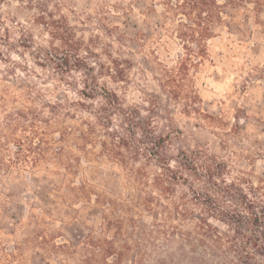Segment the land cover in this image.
<instances>
[{"label":"rangeland","instance_id":"rangeland-1","mask_svg":"<svg viewBox=\"0 0 264 264\" xmlns=\"http://www.w3.org/2000/svg\"><path fill=\"white\" fill-rule=\"evenodd\" d=\"M163 3L0 0V118L38 111L53 125L38 128L64 154L36 164L30 154L17 160L12 143L4 152L0 264H264L250 213L174 166L217 159L223 180L264 212V9H225L176 100L163 85L185 53L182 16ZM115 64L124 78H114ZM112 93L150 119L147 137L129 134ZM156 140L160 157L150 154Z\"/></svg>","mask_w":264,"mask_h":264},{"label":"trees","instance_id":"trees-1","mask_svg":"<svg viewBox=\"0 0 264 264\" xmlns=\"http://www.w3.org/2000/svg\"><path fill=\"white\" fill-rule=\"evenodd\" d=\"M163 4L175 11L178 16H182L179 23L180 31L178 36L183 42L185 53L175 69L165 72L166 80L163 85L165 90L170 89L168 93L172 99L176 100H178L183 91L182 83L189 76L190 67L196 68L208 56L209 41L216 37L217 29L225 23V9L227 7L236 9L249 5L253 6L257 12H261L264 9V0H175V2L173 0H164ZM112 72H114V78H124L123 71L118 64H115ZM108 101L113 104L118 114L124 118V124L129 134L132 136H136L137 134L148 136V131L152 128L149 118L142 119L139 110L125 112L122 108L120 97L116 93H112ZM151 105L154 107V103L151 102ZM2 108L4 107L2 106ZM39 122L46 126L47 131H51L50 128L53 126L52 121L44 119L34 109L24 108L14 110L7 112L3 118H0V170H5L9 167V164L5 162L4 152L11 143L16 148V153L18 154L17 160H22L21 157H26L28 154L33 156V162L36 164L46 159H63V152L61 150L54 151L52 143L44 137L45 133L38 128ZM59 122L57 121L56 123ZM26 123L31 128V136L23 139L18 136V131L21 128L26 130L25 128L27 127L24 126ZM64 137L65 134L63 133L62 138ZM158 139H160L159 141H164L162 137ZM122 144L128 146V140H123ZM161 148L162 145L157 143V140L154 143L152 142L150 154L160 157L163 154ZM187 162L185 164L182 161H175L174 166L178 170L189 172L195 178H205L207 184L214 187L218 194L238 201L239 205L251 215L248 218L250 220L249 227L254 229L255 233L263 236L264 243V212H256V202L249 200L247 194L241 193L239 184L236 182L227 183V181L223 180L226 172L224 164L220 163L217 159H190ZM161 166L166 171L173 172L171 163L162 162ZM156 186L161 190H167L164 186V179H157ZM207 212L209 215L216 216L215 214L217 213L220 218L231 220L230 213L227 211H215L209 206ZM243 218L241 214L237 218H233V223L238 228L237 233L239 234H242L241 231L244 228ZM205 225L207 226L205 228V236L209 238L216 237L218 242L219 237L212 230H209L212 228L211 225L209 223ZM259 251L264 256V248L259 247Z\"/></svg>","mask_w":264,"mask_h":264}]
</instances>
